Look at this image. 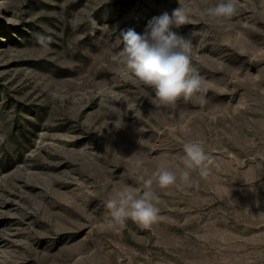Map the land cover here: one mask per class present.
<instances>
[{"label":"rangeland","instance_id":"374dc122","mask_svg":"<svg viewBox=\"0 0 264 264\" xmlns=\"http://www.w3.org/2000/svg\"><path fill=\"white\" fill-rule=\"evenodd\" d=\"M218 2L0 0V264H264V0L216 23ZM179 5L209 103L157 107L121 33ZM193 139L209 174L154 183L157 221L117 225L105 201Z\"/></svg>","mask_w":264,"mask_h":264},{"label":"clouds","instance_id":"9594fccd","mask_svg":"<svg viewBox=\"0 0 264 264\" xmlns=\"http://www.w3.org/2000/svg\"><path fill=\"white\" fill-rule=\"evenodd\" d=\"M237 13V0H219L207 8V15L216 23L230 20ZM190 23L188 10L179 5L171 14L164 12L148 21L144 32L133 29L121 33L123 48L120 62L143 85L151 88L156 106L175 108L178 101L209 103L208 89L204 78L192 66V41L174 29ZM49 37L38 35L37 41L46 46ZM139 156L133 161L135 167L142 166ZM212 157L205 151L204 142L193 139L183 144V154L173 157V165L161 164L145 178L140 177L142 191L124 188L115 199L105 201L113 221L124 226L128 219L142 228H149L158 219L159 197L153 189L155 183L166 188L179 181L189 183L193 172L200 176L209 174Z\"/></svg>","mask_w":264,"mask_h":264}]
</instances>
